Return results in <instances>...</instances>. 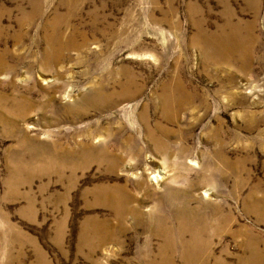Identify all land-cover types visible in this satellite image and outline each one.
I'll return each instance as SVG.
<instances>
[{
  "label": "rangeland",
  "instance_id": "374dc122",
  "mask_svg": "<svg viewBox=\"0 0 264 264\" xmlns=\"http://www.w3.org/2000/svg\"><path fill=\"white\" fill-rule=\"evenodd\" d=\"M0 69V264H264V0H0Z\"/></svg>",
  "mask_w": 264,
  "mask_h": 264
},
{
  "label": "bare ground",
  "instance_id": "6f19581e",
  "mask_svg": "<svg viewBox=\"0 0 264 264\" xmlns=\"http://www.w3.org/2000/svg\"><path fill=\"white\" fill-rule=\"evenodd\" d=\"M26 12H20V16L22 17L21 20H25L27 18V16L25 15ZM25 25V24H23ZM20 28H22V24H20L19 26ZM54 51V50H53ZM56 51V50H55ZM54 51V52H55ZM3 71L2 69H0V72ZM80 145V144H79ZM122 157L118 156L117 154L114 155V157L112 159H109L105 154H103L101 161L105 162L108 165V169L110 171L114 170L115 166L117 165L118 161H121ZM155 182L156 178H154ZM107 201L114 207H116L117 209H119L120 211V205H121V201L120 199H118L117 197L107 194L106 195ZM132 213L135 212L134 210L131 211Z\"/></svg>",
  "mask_w": 264,
  "mask_h": 264
}]
</instances>
